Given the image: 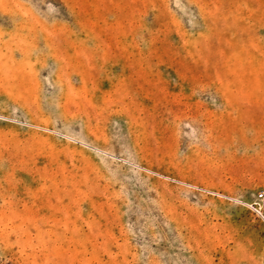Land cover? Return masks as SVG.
Returning a JSON list of instances; mask_svg holds the SVG:
<instances>
[{"label": "rangeland", "instance_id": "374dc122", "mask_svg": "<svg viewBox=\"0 0 264 264\" xmlns=\"http://www.w3.org/2000/svg\"><path fill=\"white\" fill-rule=\"evenodd\" d=\"M260 192L264 0H0V264H264Z\"/></svg>", "mask_w": 264, "mask_h": 264}, {"label": "built area", "instance_id": "2783aa9c", "mask_svg": "<svg viewBox=\"0 0 264 264\" xmlns=\"http://www.w3.org/2000/svg\"><path fill=\"white\" fill-rule=\"evenodd\" d=\"M258 198L259 199H264V192L258 193ZM255 211L258 213V215H260L261 217H263V215H262V213H261V211L259 209L255 208Z\"/></svg>", "mask_w": 264, "mask_h": 264}]
</instances>
